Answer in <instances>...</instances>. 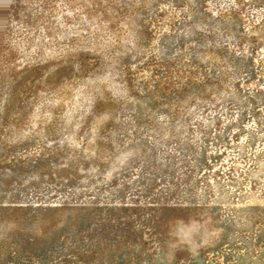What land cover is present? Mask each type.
<instances>
[{"label": "rangeland", "instance_id": "374dc122", "mask_svg": "<svg viewBox=\"0 0 264 264\" xmlns=\"http://www.w3.org/2000/svg\"><path fill=\"white\" fill-rule=\"evenodd\" d=\"M0 264H264V0H0Z\"/></svg>", "mask_w": 264, "mask_h": 264}]
</instances>
